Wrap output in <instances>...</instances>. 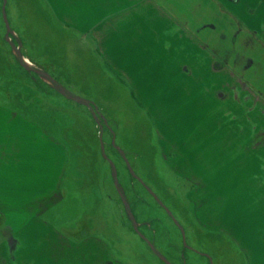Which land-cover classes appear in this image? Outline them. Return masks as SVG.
<instances>
[{
  "label": "crops",
  "instance_id": "1",
  "mask_svg": "<svg viewBox=\"0 0 264 264\" xmlns=\"http://www.w3.org/2000/svg\"><path fill=\"white\" fill-rule=\"evenodd\" d=\"M43 2L48 16L20 22L16 9L11 29L25 56L56 62L50 76L90 114L108 112L100 99L124 94L151 119L160 160L190 181L192 195H206L208 230L233 243L244 264H264V0ZM7 77L0 73L1 84ZM20 94L0 88V264H130L97 231L62 230L82 224H61L55 211L74 144L50 113L72 111L55 96L30 108ZM121 130L118 122L110 142L122 151Z\"/></svg>",
  "mask_w": 264,
  "mask_h": 264
},
{
  "label": "rangeland",
  "instance_id": "2",
  "mask_svg": "<svg viewBox=\"0 0 264 264\" xmlns=\"http://www.w3.org/2000/svg\"><path fill=\"white\" fill-rule=\"evenodd\" d=\"M46 5L43 0L38 7L34 0H0V73L8 76L7 82H0V88L7 91L14 88L17 95L20 90L30 108L55 96L59 108L66 105L72 111H67L66 116L59 109L50 113L59 128L57 134L74 144L69 148L67 174L71 178L65 182L67 193H63L62 203L55 206V211L61 224L74 225L79 221L82 224L78 228L63 225L62 230L75 236L97 231L112 241L121 258L130 264H244L233 243L222 233L208 230L206 195H192L190 181L175 175L160 160L154 147L159 136L148 115L131 108L124 94L120 99L116 96L100 99L104 112H108L97 114L91 108L90 114L79 104L84 103L83 99L74 98L66 86L50 76L57 73L56 62L41 63L25 56L17 33L19 28L11 29L13 23L18 24L14 15L21 11L20 22L31 13L48 16ZM109 87L106 83L105 88L111 91ZM37 91L44 98L35 94ZM119 101L123 110L113 108ZM118 122L122 126L117 138L122 151L110 142L112 128ZM135 167L144 172L146 179L136 176ZM196 211L205 221L195 217ZM75 229L79 231L74 233ZM88 250L91 255V249Z\"/></svg>",
  "mask_w": 264,
  "mask_h": 264
}]
</instances>
